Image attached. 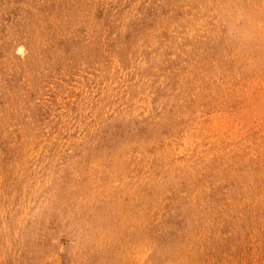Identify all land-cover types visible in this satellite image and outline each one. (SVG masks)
Returning a JSON list of instances; mask_svg holds the SVG:
<instances>
[{"label": "rangeland", "instance_id": "rangeland-1", "mask_svg": "<svg viewBox=\"0 0 264 264\" xmlns=\"http://www.w3.org/2000/svg\"><path fill=\"white\" fill-rule=\"evenodd\" d=\"M145 154L179 195L211 156L202 209L233 193L226 223L255 229L237 256L264 264V0H0V264H129ZM168 204L160 243L186 220ZM216 219L211 246L234 238Z\"/></svg>", "mask_w": 264, "mask_h": 264}, {"label": "bare ground", "instance_id": "bare-ground-1", "mask_svg": "<svg viewBox=\"0 0 264 264\" xmlns=\"http://www.w3.org/2000/svg\"><path fill=\"white\" fill-rule=\"evenodd\" d=\"M79 125L80 124H78V126ZM146 155L147 154H145L144 157H142L143 155L136 156L137 157L136 169L138 172H140L141 177H143V182L131 185L129 187L130 190L128 191H130L131 194V198L130 197L129 198L131 200L129 199V202L127 203L124 202L122 204V206L125 204V205H130V207L133 208V213L130 215L128 219L126 218L127 220L126 223L128 228L126 229V231L130 233L133 230V240H132L133 250L128 251L127 254L124 256L126 262L127 263L129 262V264H241L243 263L244 260L241 261L240 258L238 257L239 255L237 256V252L238 250H240V246L238 245V243L239 241L241 243V240H244V238H248L252 242L255 241L254 240L255 232L251 233V231H255V229H253V226H251L253 225V223L248 225L249 222L246 225H244L241 229H239L240 225L238 223H233V222H232L233 224L231 222L230 224L226 223L232 216V212L230 211V209L233 203L232 202L234 197L233 193H229V194L224 193L222 197L221 195H219V197L221 198L220 201L217 202L218 207H216L215 209L213 210L212 209L206 210L207 208L204 210L202 209L206 192L214 191L213 188L216 186V184L220 186L219 184V182H221L220 175H224L225 170H220L218 168H215L214 165L211 167H207L206 166L207 159L211 156H206V160L201 163V166L191 169L190 173L188 172L189 174H187L188 175V179H187L186 173L187 171L190 170L192 166L190 160L183 159L182 161L179 160V162L176 160V163H174V166L176 167L171 171H176L178 175H180L181 179L182 177L183 179L184 178L187 179V187L185 188H188L184 190V195H179L176 190L180 188L179 187L180 185L177 186L176 179L173 176L169 175L174 172H168L169 174L166 175V169L165 172H161V170L157 171L156 169L157 166L155 167L154 171H151L152 169L149 166L150 164L146 161ZM161 160H162V165L166 166L168 163L167 159L163 158ZM164 173L166 177L162 176V174ZM152 174H154V176L159 178L155 183L149 182L152 178ZM228 175L230 174L228 173ZM229 178L231 179V177ZM250 191L249 193H251ZM151 195L155 197H151ZM170 196H172V200L166 199L167 197ZM181 198H184L186 203L183 209L181 210V215L186 220L182 224H180L179 228L177 229L180 231L178 234L171 231V235L173 234L171 236V239H169V241L167 240L161 241L160 243V241L154 239L153 234L151 233L152 228L153 227L156 228L157 237H163L165 233L167 234L169 232L168 225H172V224L166 220L159 221L160 218L156 222H152L150 219L152 216L155 215H157V217H160L165 212V210L163 209L164 204H167V202H169L168 205H170L172 202L174 203V201H177ZM217 200H219V198ZM226 200L229 203L227 205H225ZM123 214L125 215V213ZM238 214L239 213H237V215ZM214 217H217L215 223L216 226L217 227L228 226L227 228H229V230L232 232L231 234L234 238L226 239L225 237H221L220 234H215L217 244L215 246H211L208 245L207 243V236H208L207 229H208V225H210ZM124 227L126 226L124 225L120 228L124 229ZM159 244L160 247H158ZM137 246L140 247V251H136ZM155 248H157L155 259L154 260L148 259L149 256H147V254L150 255V253Z\"/></svg>", "mask_w": 264, "mask_h": 264}]
</instances>
